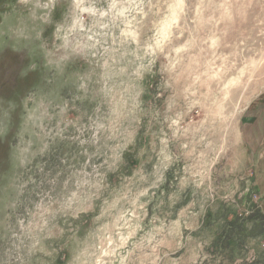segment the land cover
<instances>
[{
	"label": "rangeland",
	"instance_id": "1",
	"mask_svg": "<svg viewBox=\"0 0 264 264\" xmlns=\"http://www.w3.org/2000/svg\"><path fill=\"white\" fill-rule=\"evenodd\" d=\"M0 264H264V0H0Z\"/></svg>",
	"mask_w": 264,
	"mask_h": 264
}]
</instances>
